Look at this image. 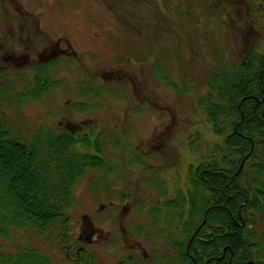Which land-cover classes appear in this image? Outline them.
<instances>
[{"label": "rangeland", "instance_id": "1", "mask_svg": "<svg viewBox=\"0 0 264 264\" xmlns=\"http://www.w3.org/2000/svg\"><path fill=\"white\" fill-rule=\"evenodd\" d=\"M104 1L0 0V123L22 142L39 129L119 139L122 154L75 189L69 232L77 239L80 229L94 228L99 238L74 250L83 247L93 264L130 258L168 264V250L136 239L125 225L141 223L133 205L147 203L156 188H167L164 199L184 189L187 166L196 161L187 149L189 134L197 131L209 145L221 143L193 112L192 97L205 93L211 69H229L239 60L235 27L247 28L248 12L256 16L258 33L245 34V43L264 48V0ZM238 11L243 21L235 19ZM51 48L63 52L52 55ZM54 61L58 68L46 76L59 86L34 102L22 99L32 69ZM135 157L145 165L135 164ZM248 214L264 234L263 211ZM16 244L43 250L54 264H76L66 259L63 245L26 233L7 245L0 240L8 249Z\"/></svg>", "mask_w": 264, "mask_h": 264}, {"label": "trees", "instance_id": "2", "mask_svg": "<svg viewBox=\"0 0 264 264\" xmlns=\"http://www.w3.org/2000/svg\"><path fill=\"white\" fill-rule=\"evenodd\" d=\"M237 14L235 19L243 21ZM245 17L250 19L247 28L235 27L241 37L239 60L229 69L224 64L211 69L205 93L192 97L193 112L221 143L209 145L197 131L189 134L187 149L196 161L187 166L184 189L179 186L164 199L167 188L165 192L163 185L156 188L157 195L147 203L133 205L141 223L125 225L136 239L168 250L172 255L165 259L168 264H264V234L257 233L255 216L248 214L264 213V48L245 43V34L258 33L256 16L248 12ZM56 64L32 69L35 76L22 99L34 102L47 93L43 91L59 86V81L46 76V70L58 68ZM92 134L39 129L22 142L0 123L3 245L26 233L44 244L63 245L66 259L76 264H93L85 249L75 254L77 243L69 232L75 189L88 173L100 172L124 148L119 139L106 138L104 132ZM134 160L140 167L145 165L142 158ZM132 163L127 161L128 166ZM3 245L0 264H54L30 244L12 249ZM119 264L158 262L130 258Z\"/></svg>", "mask_w": 264, "mask_h": 264}, {"label": "flooded vegetation", "instance_id": "3", "mask_svg": "<svg viewBox=\"0 0 264 264\" xmlns=\"http://www.w3.org/2000/svg\"><path fill=\"white\" fill-rule=\"evenodd\" d=\"M29 38V37H28ZM24 44H28V41H26V42H23ZM51 51H52V48H51ZM60 52V54H62V50H60V49H58V48H56L55 50H53L52 51V53H50V54H56L57 52ZM85 218L86 217H83L82 218V221H85ZM81 230V229H80ZM79 230V232H78V236H77V239L75 238V240H76V243H78V244H81V245H86V244H90V243H93V242H95V241H97L98 240V230H96V229H94V228H91V229H89V230H87V232H81ZM83 247H78L76 250H75V254H77L78 255V253H79V251H83ZM66 255H68V254H66Z\"/></svg>", "mask_w": 264, "mask_h": 264}]
</instances>
